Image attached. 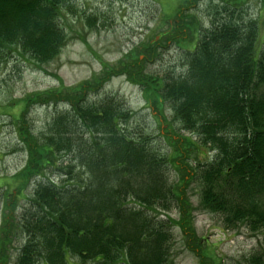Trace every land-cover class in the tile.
<instances>
[{
  "label": "trees",
  "instance_id": "16d2710c",
  "mask_svg": "<svg viewBox=\"0 0 264 264\" xmlns=\"http://www.w3.org/2000/svg\"><path fill=\"white\" fill-rule=\"evenodd\" d=\"M199 1L174 0L172 20L158 41L141 44V53H129L115 67L103 65L99 76L71 88V111L53 120L46 143L32 150L24 138V175L53 170L62 152L72 157L61 174L69 177L39 183L19 218L11 197L16 202L21 189L15 195L4 189L0 264H69L72 258L83 264H166L171 227L186 230L189 216L180 189L184 185L186 193L192 181L202 186L200 209L220 216L224 230L242 224L264 230V37L257 20L247 18L248 0H208L210 26L203 29L194 13ZM75 12L71 0H0V65L15 57L37 66L53 61L68 40L64 17ZM169 47L184 54L180 70L146 72V63ZM114 75L140 87L159 116L168 105L180 126H159L170 154L160 156L143 131H129L132 113L113 101L84 103L87 92H98ZM57 95L36 94L29 102L43 105ZM22 110L27 113L28 105ZM78 121L82 135L75 137L69 128L77 130ZM203 147L214 151L213 160L191 165ZM170 168L180 178L175 185L168 183ZM19 176L27 186L29 179ZM153 208L177 209L182 219L171 222ZM20 239L13 258L4 245ZM247 264H264V252L251 254Z\"/></svg>",
  "mask_w": 264,
  "mask_h": 264
},
{
  "label": "rangeland",
  "instance_id": "374dc122",
  "mask_svg": "<svg viewBox=\"0 0 264 264\" xmlns=\"http://www.w3.org/2000/svg\"><path fill=\"white\" fill-rule=\"evenodd\" d=\"M71 2L76 12L64 17L68 40L53 61L37 66L28 60L15 57L0 65V230L3 212L1 195L5 188L10 195L12 192L15 195L16 189H21L16 202L14 197H11L13 202L11 207L15 216L19 218L23 209L28 208L29 199L39 183L50 181L59 184L69 177L61 174L63 168L71 165L69 161L72 157L62 152L54 157L58 163L53 165V170L48 169L41 174L33 172L30 177L24 175V172L27 173L29 158L27 145H23L24 138L32 150L46 143L45 138L50 136L52 128L50 125L53 120L71 111L69 100L73 99L74 95L70 89L99 76L103 65L115 67L129 53H141L142 51H139L141 44L145 46L151 40L158 41L160 35L168 29V22H171L169 20L174 11V0H71ZM259 2L260 0H248L243 8H247V18L257 20L259 33L264 37V5ZM207 6L208 0H200L194 8L202 29L210 26ZM87 19L91 21V26H88ZM183 58L181 50L169 47L162 52L158 61L147 62L145 69L149 74L158 76H164L175 69L178 72ZM66 91L69 93L66 94ZM49 92H58L54 101L43 105L30 104L29 99L34 95ZM105 100L113 101L121 111L132 113L126 125L129 131H143L142 133L152 137L153 150L160 156L170 154V148L161 139L163 134H160L159 126L166 129L167 125H171L173 131L179 130L180 126L173 122L168 105L164 104L163 117L159 116L146 102L141 88L129 83L122 75L111 77L98 92H87L84 103L98 104ZM24 104L28 105V112L23 114ZM76 128V125H72L69 130L72 134L74 132L75 137H80L82 135L80 121L77 130ZM179 133L181 136H190V133L184 131ZM196 144L198 145L197 142ZM201 153L203 156H199L200 158L189 159L191 165H194L197 159L202 163L213 160L214 151L209 147H203ZM73 169L72 173L76 175L77 171ZM19 175L29 179L27 186ZM176 175L175 170L170 168L168 183L175 185L177 181L179 182L180 178ZM188 185L186 193L184 185L180 189L185 199V208L189 211V216L187 213L184 215L186 230L182 231L174 224L171 227L173 240L166 264H247L251 254L264 252L263 229L252 231L242 224L234 229L224 230L220 216L200 209L201 184L192 181ZM151 210L154 214H160L161 218L165 216L171 222L177 223L182 219L178 210L174 208L164 212L157 208ZM21 240L14 242L13 247L8 243L4 245L9 256L13 258L17 256L14 248L22 246ZM70 262L69 264H83L74 258Z\"/></svg>",
  "mask_w": 264,
  "mask_h": 264
}]
</instances>
